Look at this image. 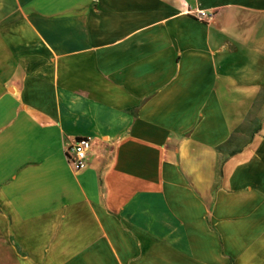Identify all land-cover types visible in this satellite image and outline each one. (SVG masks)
<instances>
[{
	"label": "crops",
	"instance_id": "obj_1",
	"mask_svg": "<svg viewBox=\"0 0 264 264\" xmlns=\"http://www.w3.org/2000/svg\"><path fill=\"white\" fill-rule=\"evenodd\" d=\"M0 264H264V0H0Z\"/></svg>",
	"mask_w": 264,
	"mask_h": 264
},
{
	"label": "built area",
	"instance_id": "obj_2",
	"mask_svg": "<svg viewBox=\"0 0 264 264\" xmlns=\"http://www.w3.org/2000/svg\"><path fill=\"white\" fill-rule=\"evenodd\" d=\"M198 18L208 21L211 15L205 11L196 12ZM91 149V138L89 136H79L67 147L66 154L69 164L74 170H80L87 164V157Z\"/></svg>",
	"mask_w": 264,
	"mask_h": 264
}]
</instances>
